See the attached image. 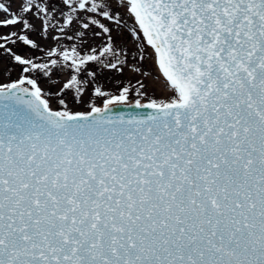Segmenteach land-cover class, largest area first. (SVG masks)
Masks as SVG:
<instances>
[{
    "label": "snow or ice",
    "instance_id": "1",
    "mask_svg": "<svg viewBox=\"0 0 264 264\" xmlns=\"http://www.w3.org/2000/svg\"><path fill=\"white\" fill-rule=\"evenodd\" d=\"M125 16L167 93L143 118L97 79ZM0 28V264H264V0H0Z\"/></svg>",
    "mask_w": 264,
    "mask_h": 264
},
{
    "label": "rangeland",
    "instance_id": "2",
    "mask_svg": "<svg viewBox=\"0 0 264 264\" xmlns=\"http://www.w3.org/2000/svg\"><path fill=\"white\" fill-rule=\"evenodd\" d=\"M6 4L8 0H3ZM53 3L59 4V0H53ZM15 8V5H13ZM121 12L126 11L125 9H120ZM57 15H59L57 13ZM125 21L127 27L123 30V35H120L115 30L113 31V38L118 47H123L127 51V63L124 66V70L122 73L117 72H109L108 70H102L97 73V79L99 80L100 86H102L105 90L109 91L112 94H119V89L124 87L125 85L132 86L136 85L137 81H141L144 84V88L141 90L143 95L137 94L135 89H132L128 94V99L125 102H141L148 103L150 99H164L167 96V93L163 89V77L156 66L154 52L150 46L143 41V38L139 40H133L130 35L128 29H131L134 26V19H131L125 16ZM37 26L38 22L33 21ZM19 28V26H17ZM14 30L10 28H0V33H8L9 31ZM71 35V33H69ZM33 39H37L35 35H33ZM43 44V41H38ZM91 44L96 45L99 43L98 39L91 38L89 41ZM61 43L65 45H70L71 42L66 40H62ZM53 46H55L53 44ZM138 46L140 49L144 50V56L141 60L139 58ZM21 46L17 45L14 48V51H20ZM83 50H87V47ZM136 54L135 56L133 54ZM23 55L25 56H42L43 54L39 51H30L26 46L23 48ZM89 67H93V65H89ZM135 69H139L136 71ZM10 70V71H9ZM20 67L13 64L10 59L6 55H0V83H8L11 80H16L20 74ZM144 73H148V75H144ZM68 78V70L65 69L64 72H60L57 70H53L51 73V80L47 77L40 76L38 79L39 86L44 90L51 93H56L59 88L62 86L63 82ZM58 81V82H56ZM51 100L55 101L56 97L53 95ZM98 106L103 105L102 99L96 100ZM71 106V105H70ZM53 107H57L54 103Z\"/></svg>",
    "mask_w": 264,
    "mask_h": 264
},
{
    "label": "water",
    "instance_id": "3",
    "mask_svg": "<svg viewBox=\"0 0 264 264\" xmlns=\"http://www.w3.org/2000/svg\"><path fill=\"white\" fill-rule=\"evenodd\" d=\"M157 68H158V66H157ZM141 104H147V103H141ZM151 111L152 110L148 109V108L136 107V102H125L122 105L115 106L113 108V111L108 113V115L112 116V117H116V118L123 117L124 119H129V118H133V117L143 118L139 114H142V113L146 114V113H150Z\"/></svg>",
    "mask_w": 264,
    "mask_h": 264
}]
</instances>
